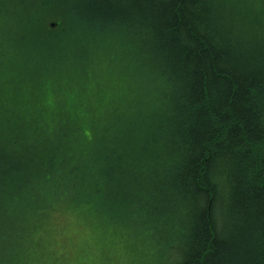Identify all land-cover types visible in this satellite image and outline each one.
I'll use <instances>...</instances> for the list:
<instances>
[{"label":"trees","instance_id":"trees-1","mask_svg":"<svg viewBox=\"0 0 264 264\" xmlns=\"http://www.w3.org/2000/svg\"><path fill=\"white\" fill-rule=\"evenodd\" d=\"M69 215L102 261L264 264V0H0V264Z\"/></svg>","mask_w":264,"mask_h":264},{"label":"rangeland","instance_id":"rangeland-1","mask_svg":"<svg viewBox=\"0 0 264 264\" xmlns=\"http://www.w3.org/2000/svg\"><path fill=\"white\" fill-rule=\"evenodd\" d=\"M62 59L65 60V57ZM46 238L52 255L48 264H120L118 259L124 261L123 256L112 250L113 245L106 239L103 241L108 251L102 261L100 251L103 249V242L100 240L96 243L91 228L74 215L65 216L54 223L51 234ZM35 264H42L41 260Z\"/></svg>","mask_w":264,"mask_h":264}]
</instances>
